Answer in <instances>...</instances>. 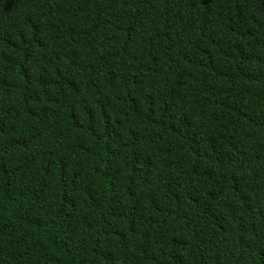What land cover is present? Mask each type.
<instances>
[{"label": "trees", "instance_id": "trees-1", "mask_svg": "<svg viewBox=\"0 0 264 264\" xmlns=\"http://www.w3.org/2000/svg\"><path fill=\"white\" fill-rule=\"evenodd\" d=\"M0 264H264V0H0Z\"/></svg>", "mask_w": 264, "mask_h": 264}]
</instances>
